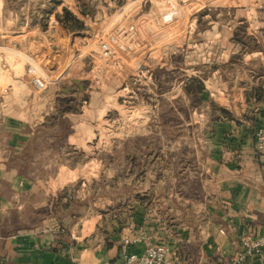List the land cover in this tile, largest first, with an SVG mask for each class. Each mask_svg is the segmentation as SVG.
I'll return each mask as SVG.
<instances>
[{
  "label": "rangeland",
  "instance_id": "rangeland-1",
  "mask_svg": "<svg viewBox=\"0 0 264 264\" xmlns=\"http://www.w3.org/2000/svg\"><path fill=\"white\" fill-rule=\"evenodd\" d=\"M252 18L264 0H0V171L34 181L21 223L18 191L0 182L12 199L2 230L49 214L66 259L105 264L147 235L143 216L172 220L180 150L214 145L205 118L244 77L227 41Z\"/></svg>",
  "mask_w": 264,
  "mask_h": 264
},
{
  "label": "crops",
  "instance_id": "crops-1",
  "mask_svg": "<svg viewBox=\"0 0 264 264\" xmlns=\"http://www.w3.org/2000/svg\"><path fill=\"white\" fill-rule=\"evenodd\" d=\"M249 6L246 9H251ZM253 6L255 10L262 4ZM244 26L237 42L232 38L227 41L225 56L230 69L238 57L239 73L244 77L239 86L227 89L221 105L223 115L217 120L205 118V127L211 131L207 141L214 145L208 150H180L185 162L180 171L185 178L176 180L173 195L165 198L166 203H172L169 214L166 212L172 220L163 217L155 225L143 216L147 235L152 242L167 245L172 264H264L255 257L235 260L243 237L264 234V152H257L254 143L256 129L264 126V18L244 20ZM4 151L0 150V167L6 164ZM2 180L18 191L12 199L18 201L21 223L28 213V194L34 181L16 167L0 171ZM12 199L0 194V264H74L65 257L68 251L60 249L54 218L49 214L36 229L29 224L9 233L2 230L11 217ZM142 248L136 241L126 252ZM98 260L94 257L90 264Z\"/></svg>",
  "mask_w": 264,
  "mask_h": 264
},
{
  "label": "built area",
  "instance_id": "built-area-1",
  "mask_svg": "<svg viewBox=\"0 0 264 264\" xmlns=\"http://www.w3.org/2000/svg\"><path fill=\"white\" fill-rule=\"evenodd\" d=\"M254 143L257 152H264V126L256 129ZM136 241L143 244L141 251L126 252L119 259L107 261L105 264H172L169 249L165 244L152 242L146 233L141 231L134 239L125 240L128 244H133ZM248 257L259 258L264 261V234L245 236L241 239L235 260L241 262Z\"/></svg>",
  "mask_w": 264,
  "mask_h": 264
},
{
  "label": "trees",
  "instance_id": "trees-1",
  "mask_svg": "<svg viewBox=\"0 0 264 264\" xmlns=\"http://www.w3.org/2000/svg\"><path fill=\"white\" fill-rule=\"evenodd\" d=\"M64 15L67 16L66 18L73 20L77 27H81L82 23L81 20H79L75 15H73L71 12H69L66 8H64ZM70 28L73 29V27L70 25ZM201 88V84H198V86L194 90H198Z\"/></svg>",
  "mask_w": 264,
  "mask_h": 264
},
{
  "label": "water",
  "instance_id": "water-1",
  "mask_svg": "<svg viewBox=\"0 0 264 264\" xmlns=\"http://www.w3.org/2000/svg\"><path fill=\"white\" fill-rule=\"evenodd\" d=\"M9 264H24V263H9Z\"/></svg>",
  "mask_w": 264,
  "mask_h": 264
}]
</instances>
